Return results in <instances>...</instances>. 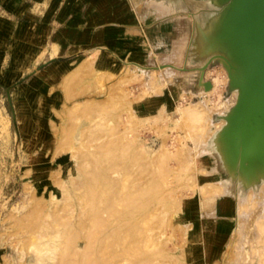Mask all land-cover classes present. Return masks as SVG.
<instances>
[{"label":"rangeland","instance_id":"obj_1","mask_svg":"<svg viewBox=\"0 0 264 264\" xmlns=\"http://www.w3.org/2000/svg\"><path fill=\"white\" fill-rule=\"evenodd\" d=\"M225 3L0 0V264H57L69 222L79 252L87 232L112 234L93 258L126 246L104 264H264V180L235 179L241 161L213 149L236 88L222 57L198 69L232 61L212 40ZM202 82L198 129L181 113L204 102ZM102 169L100 208L133 205L97 229L83 180Z\"/></svg>","mask_w":264,"mask_h":264},{"label":"water","instance_id":"obj_2","mask_svg":"<svg viewBox=\"0 0 264 264\" xmlns=\"http://www.w3.org/2000/svg\"><path fill=\"white\" fill-rule=\"evenodd\" d=\"M222 28L212 37L213 42L228 43L234 56L231 60L241 65V72L232 77V64L222 55L215 54L201 66L203 73L216 61L225 59L229 89L237 87L239 97L233 106V114L227 135L234 159L243 162L250 155L259 162L264 158V0H228L225 3ZM219 62V61H217ZM202 73V76H203ZM211 88V82L204 84Z\"/></svg>","mask_w":264,"mask_h":264},{"label":"bare ground","instance_id":"obj_3","mask_svg":"<svg viewBox=\"0 0 264 264\" xmlns=\"http://www.w3.org/2000/svg\"><path fill=\"white\" fill-rule=\"evenodd\" d=\"M216 1V3H222V2H226L227 3V1L228 0H215ZM161 5H162V3H160L159 5H158V7H161ZM161 8H164L165 10H166V8L165 7H161ZM226 9V8H225ZM224 11V10H223ZM223 14V13H222ZM224 17H225V12H224V15L222 16V19H221V21H220V28H222V21H223V19H224ZM214 42H216V43H218L220 46H222L223 47V49L225 50V52L226 51H231L232 52V54L233 55H235L234 54V52L231 50V47L228 45V43H226V42H222L221 40H217V41H214ZM211 47L213 48V47H215V45L214 44H211ZM101 57V56H100ZM107 57H108V55H107ZM106 58V57H105ZM220 57H217V59H219ZM226 60L228 59V58H226V57H224ZM224 59V60H225ZM100 60V59H99ZM103 61V60H102ZM228 61H230L229 59H228ZM104 62V61H103ZM226 62V61H225ZM231 62V64H232V67H233V69L231 70V74H232V77H235L236 75H238L240 72H241V65L239 64V63H235L234 61H230ZM136 64V63H135ZM218 76V75H217ZM220 77V76H219ZM217 79V78H216ZM216 79H214L213 81H215L216 82ZM220 79H221V77H220ZM220 79H217V81L219 80L220 81ZM200 82H201V79L199 80ZM216 83H218V82H216ZM204 84V82H202V85ZM200 85H201V83H200ZM199 84H198V86H200ZM212 85H213V83H212ZM215 85H217V84H215ZM214 85V87H216ZM204 86V85H203ZM232 87H234V86H232ZM204 88V87H203ZM217 88V87H216ZM236 89H235V93L237 94V96L239 97V94H240V90H239V88H237V87H235ZM214 88L213 87H211L210 89H208V90H206L205 89V92L203 93L202 91L200 92V95H201V93H203L202 94V97L203 98H205V100H204V102H200V103H198V104H196V105H194L193 104V106H191L190 107V105L185 109V108H182V107H179V108H182L184 111H183V113H181V114H183L184 116L183 117H186V119H192L193 120V123L195 122V124H194V127H197V124H199V121L198 120H200V119H204V121H205V118H203L204 116L202 115V114H204L203 112L205 111H203V110H201L200 111V109L198 108V105H204V103L206 104L207 103V97L212 93V91H214L213 90ZM204 90V89H203ZM216 90V89H215ZM206 107V106H205ZM177 109V110H179L180 111V109ZM181 109V110H182ZM206 112V111H205ZM232 114H233V111H232ZM210 116V115H209ZM182 117V116H181ZM188 117V118H187ZM228 118V117H227ZM225 119V118H224ZM230 119L231 118H229V119H227V121H225V124H224V127H223V129H220V130H222L221 131V134H220V139H221V141L219 142V143H217L216 144V146L213 148V149H215L216 151H217V153L219 154V156H220V158L226 163V162H228V160H231V161H233V162H235V165H236V163L237 162H240V159L238 160V161H236L235 159H234V155H233V152H232V149H230V143H229V139H230V136L229 135H227V130H228V128H229V126H230ZM226 120V119H225ZM196 121L198 122L197 124H196ZM201 122V121H200ZM207 124V123H206ZM222 124V125H223ZM202 125V124H201ZM222 127V126H221ZM198 128V127H197ZM199 129V128H198ZM203 130V129H202ZM200 132V131H199ZM202 132V131H201ZM208 132H209V129H208ZM207 132V133H208ZM196 135H197V133H196ZM200 136V135H199ZM208 136V135H207ZM197 137V136H196ZM203 137H204V135H203ZM202 137V135H201V139H200V141L201 140H203L202 142H204V139H206V136L204 137V139H202L203 138ZM198 138V137H197ZM197 140V139H196ZM197 142H199V140L197 141ZM200 143V142H199ZM102 160V159H101ZM101 160H100V162H101ZM109 159H108V163H109ZM263 162H259L257 159H254V156L253 155H250L249 157H247V159H244L243 160V162H241L240 164H241V168L240 169H237V171L235 172V179H242V178H248V179H250V178H255V179H258V178H260V177H262L263 178V180H264V158H263V160H262ZM92 162H94V161H92ZM104 163V162H103ZM102 163V164H103ZM116 163V162H115ZM97 164V163H96ZM95 164V165H96ZM239 164V163H238ZM111 166V165H110ZM109 166V167H110ZM98 167H99V165H98ZM98 167H97V169H98ZM102 167V166H101ZM105 167V166H104ZM108 167V168H109ZM115 167H118V166H115ZM114 168V167H113ZM113 168H111V169H113ZM115 169V168H114ZM233 169V168H232ZM229 170H231V169H229ZM112 171V170H111ZM88 172H91V171H88ZM97 173H99V172H97ZM107 172V170L106 169H102V171L99 173V174H96V172H93V173H90V174H87V175H85V176H87L86 177V181H84L83 180V183L85 182V186L87 187V188H83V189H87L85 192H86V196L87 197H89V198H92V200L95 202L96 201V198H97V196L99 195L98 194V192H100V190H98V189H100V188H103L102 190H104V189H106V192H107V190H109L108 188H110V186L109 187H107L108 185H106V182L108 181V177H109V174L110 173H108ZM234 174V173H233ZM111 175V174H110ZM110 178H112V176L110 177ZM111 181V180H110ZM110 181H108V182H110ZM218 182V181H217ZM208 183V182H207ZM122 184V183H121ZM106 185V186H105ZM210 185V184H209ZM84 185H82L81 184V187H83ZM221 186V185H220ZM106 187V188H105ZM118 187V186H117ZM218 187V186H217ZM216 187V188H217ZM222 187V186H221ZM119 189V188H118ZM213 189V188H212ZM224 188H222V189H219L220 191L221 190H223ZM263 189V188H262ZM262 189H260L259 191L261 192V190ZM117 190V189H116ZM122 190V189H121ZM139 190V189H138ZM113 191V190H112ZM117 191H119V190H117ZM141 189H140V194H142L141 193ZM144 191H146V190H144ZM144 191H143V193H144ZM204 192H203V194L204 195H206L208 192L206 191V193H205V190H203ZM250 191H251V189H250ZM248 192V195H247V197H249V195L250 194H252L251 192ZM105 192V193H106ZM120 193H121V191H119ZM223 192H224V190H223ZM133 193V192H132ZM146 193V192H145ZM250 193V194H249ZM134 194V193H133ZM135 194H138V193H135ZM220 194V193H219ZM218 194V195H219ZM222 194V193H221ZM112 195H114V194H112ZM111 195V196H112ZM116 195V197L118 196V192L115 194ZM127 195V194H126ZM215 195V194H214ZM217 195V194H216ZM103 196V195H102ZM102 196H100L99 195V199L101 200V197ZM106 196V195H105ZM119 196H120V194H119ZM207 196V195H206ZM251 196V195H250ZM104 197V196H103ZM136 197V196H135ZM252 197V196H251ZM120 198V197H119ZM126 198V197H125ZM84 199H85V197H84ZM116 198L115 197H111L110 199H107V201L105 200V202H107L106 203V205H105V207H104V209H101L100 208V205L102 204V200L100 201L101 203H100V205L98 204L99 202L98 201H96V206H94L95 205V203H94V207L92 208V210H90V212H92L91 213V215H93V220H92V227H94V226H96L95 228H97V226H106V221H104L102 218H103V216H102V213H106L107 214V216L108 217H113L114 216V214H115V212H116V209H115V207H117V206H115L116 205V203L118 204V203H120L122 200L124 201V203H125V200L124 199H122V200H120V202H116V200H115ZM121 199V198H120ZM245 199L247 200V198H246V196H245ZM89 200V199H88ZM91 200V201H92ZM119 200V199H118ZM117 200V201H118ZM133 200H135V199H133ZM85 201V200H84ZM126 206L127 207H131L133 204V201L131 200V198H128L127 197V199H126ZM86 202V201H85ZM89 202H90V200H89ZM104 202V203H105ZM135 202V201H134ZM92 202H90V204H91ZM123 203V204H124ZM93 204V203H92ZM129 205V206H128ZM139 205V204H138ZM138 205H136V206H138ZM90 206V207H91ZM124 206V205H123ZM125 206V207H126ZM135 206V205H134ZM135 206V207H136ZM89 207V208H90ZM237 208V207H236ZM242 208V207H241ZM240 208V209H241ZM91 209V208H90ZM227 208L226 207H223V212L226 214V213H229L230 212V210L229 211H225ZM239 210V209H238ZM236 211V210H235ZM240 211H242V210H239V211H237L236 212V214L238 213V214H240L241 212ZM89 212V211H88ZM90 212H89V215H90ZM118 212V211H117ZM116 212V213H117ZM132 212V211H131ZM128 212H124V214H122L121 216L122 217H125L124 215H128L127 214ZM121 214V213H120ZM132 214V213H131ZM86 215V214H85ZM88 215V214H87ZM86 215V216H87ZM119 215V214H118ZM89 218L91 217V216H88ZM107 217V218H108ZM127 217V216H126ZM107 220V219H106ZM91 221V220H90ZM84 222V221H83ZM108 223V222H107ZM90 224V226H91V223H89ZM111 224V223H110ZM110 224H108L109 226H110ZM113 224H114V222H113ZM122 224H124V223H122ZM86 225V224H85ZM85 225H84V223H81V225L80 226H83L85 229H83V230H86V227H85ZM134 225H136V224H134ZM133 225V226H134ZM64 226H66L65 227V229H64V232H62L63 234L61 235L62 236V246H61V255L59 256V258H58V260H57V264H104V263H106V261L107 260H109V259H111L114 263H116L117 261H118V259H119V257L120 256H122V254H123V252L125 253H127V250H126V246H123V248L125 249L123 252H115L116 250H114V252H111L110 254H109V256L108 255H106L105 253V255L104 256H108L107 257V259H100V258H93V254H94V252H96V251H98V252H102L103 250H104V248H106L107 247V245L104 247L103 245H100V240L102 239V237H104L107 233H106V231H97V232H94V233H90V232H87L88 234H90L88 237H86L87 239H86V244H85V246H84V248L79 252L78 250H77V248H78V243L76 242V239L78 238V236H79V231H78V229H76V228H73V226L70 224V222L69 223H67V224H65ZM81 228V227H80ZM104 228H106V227H104ZM93 230H94V228H92ZM97 229H99V228H97ZM101 229V228H100ZM82 230V229H81ZM82 230V231H83ZM93 230H91V231H93ZM63 231V230H62ZM129 231V230H128ZM112 232V231H111ZM115 232V231H114ZM122 232H124V231H122ZM130 232V231H129ZM86 233V234H87ZM131 233V232H130ZM129 233V234H130ZM58 234L59 233H57V236H58ZM81 234H84V232H82ZM108 234H110V232L108 233ZM106 235V236H108L109 237V235ZM126 234H127V230H126ZM126 234L124 235V236H126ZM131 235V234H130ZM87 236V235H86ZM106 236L104 237L105 238V240H106ZM110 236H112V234H110ZM122 236V235H121ZM120 236V237H121ZM136 236H138V235H136ZM139 237V236H138ZM114 238V237H113ZM134 238V237H133ZM60 239V238H59ZM111 239V238H110ZM123 239H124V237H123ZM122 239V240H123ZM104 240V239H103ZM107 240H108V238H107ZM106 240V241H107ZM120 240H121V238H120ZM133 240H135V239H133ZM138 240H139V238H138ZM105 242V241H104ZM111 242V241H110ZM138 242H140V241H137V243ZM109 243V242H108ZM107 242L105 243V244H108ZM142 243V242H141ZM97 244H99V245H97ZM104 244V245H105ZM133 244V243H132ZM48 245H50V244H48ZM60 245V244H59ZM109 245V244H108ZM112 245H113V243H112ZM121 245V244H120ZM122 245H124V244H122ZM127 245H129V244H127ZM53 248V247H52ZM129 249H130V247H129ZM106 250H108V248H106ZM55 251V250H54ZM66 251H69V252H66ZM122 251V250H121ZM99 254V253H98ZM100 255V254H99ZM104 256H102L101 255V257L103 258ZM109 262V261H108ZM110 263V262H109Z\"/></svg>","mask_w":264,"mask_h":264},{"label":"crops","instance_id":"obj_4","mask_svg":"<svg viewBox=\"0 0 264 264\" xmlns=\"http://www.w3.org/2000/svg\"><path fill=\"white\" fill-rule=\"evenodd\" d=\"M130 31H132V33L134 34V33H139V30H137L136 28H133V29H129ZM106 49H109L111 52H113L114 53V51L112 50V49H110V48H106ZM222 208V207H221ZM222 217H226L225 216V213L223 212V210H222Z\"/></svg>","mask_w":264,"mask_h":264}]
</instances>
